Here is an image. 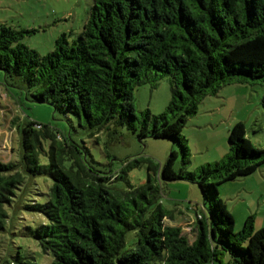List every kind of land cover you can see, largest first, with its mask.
I'll list each match as a JSON object with an SVG mask.
<instances>
[{"label":"trees","instance_id":"16d2710c","mask_svg":"<svg viewBox=\"0 0 264 264\" xmlns=\"http://www.w3.org/2000/svg\"><path fill=\"white\" fill-rule=\"evenodd\" d=\"M36 31L0 24V72L30 101L74 117L89 136L125 128L138 141L168 139L179 153L170 150L162 165L133 158L117 173L101 171L86 146L50 125H17L18 156L0 160V264H44L47 257L45 264H264V227L254 230L250 215L235 231L216 188L256 173L264 147L254 148L236 122L227 153L187 171L181 135L202 98L230 84L264 86V0H91L76 37L61 33L45 55L21 43ZM162 77L170 91L165 110L136 115L135 88ZM142 164L145 183L131 186L127 173ZM117 181L126 189L115 188ZM171 181L196 184L208 204L192 240L164 222L161 183ZM130 232L133 249L126 253ZM31 241L38 260L20 255Z\"/></svg>","mask_w":264,"mask_h":264},{"label":"rangeland","instance_id":"374dc122","mask_svg":"<svg viewBox=\"0 0 264 264\" xmlns=\"http://www.w3.org/2000/svg\"><path fill=\"white\" fill-rule=\"evenodd\" d=\"M91 0H0V24L15 30L35 29V33L25 36L21 43L45 55L53 49L55 39L65 33L72 40L80 32L87 17ZM264 86L230 84L223 86L216 96H206L197 106V113L186 118L181 135L186 140L190 153L192 171L196 167L219 161L227 153V133L236 123L244 126L247 139L256 148L264 147ZM170 99L169 83L166 77L159 78L156 86L143 84L133 92L135 114L148 110L151 115L162 113ZM28 121L50 125L60 134L69 136L79 145L88 149L92 165L101 171L121 169V161L133 158L150 159L162 165L170 150L179 153V148L168 139L146 136L138 141L135 135L125 128L113 127L100 133L98 138L78 127L74 117L55 112L47 104L35 103L26 97L23 89L16 83L4 78L0 72V160H14L19 153L17 125ZM13 122V124H12ZM180 156L174 169L181 167ZM145 164L132 168L127 173V181L138 187L146 180ZM117 189H126L124 181L113 183ZM160 203L169 212L164 219L167 225L179 226L192 240L198 215H207V203L196 184L185 181L161 183ZM220 199L234 221V230L240 229L243 220L252 215L253 228L264 227V164L253 175L217 186ZM31 199L41 200L31 195ZM25 217L29 212L22 211ZM134 235L128 233L123 252L133 249ZM20 255L31 254L38 260L42 257L40 248L31 241ZM29 250V252H28ZM16 253V249H12ZM228 256L223 262L228 261ZM47 257L45 263H49Z\"/></svg>","mask_w":264,"mask_h":264}]
</instances>
